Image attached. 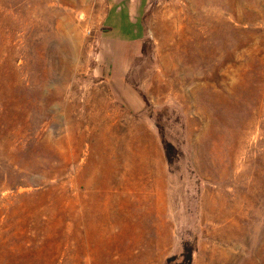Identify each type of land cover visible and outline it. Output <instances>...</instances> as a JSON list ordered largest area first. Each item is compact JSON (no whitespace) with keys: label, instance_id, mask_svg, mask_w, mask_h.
Instances as JSON below:
<instances>
[{"label":"rangeland","instance_id":"rangeland-1","mask_svg":"<svg viewBox=\"0 0 264 264\" xmlns=\"http://www.w3.org/2000/svg\"><path fill=\"white\" fill-rule=\"evenodd\" d=\"M106 4L0 0V264H264V0Z\"/></svg>","mask_w":264,"mask_h":264},{"label":"crops","instance_id":"crops-1","mask_svg":"<svg viewBox=\"0 0 264 264\" xmlns=\"http://www.w3.org/2000/svg\"><path fill=\"white\" fill-rule=\"evenodd\" d=\"M149 0H107L101 37L115 46L137 44L143 38L141 19ZM111 34L106 38L105 34Z\"/></svg>","mask_w":264,"mask_h":264},{"label":"trees","instance_id":"trees-1","mask_svg":"<svg viewBox=\"0 0 264 264\" xmlns=\"http://www.w3.org/2000/svg\"><path fill=\"white\" fill-rule=\"evenodd\" d=\"M180 257L182 264H190L191 255L188 253V251L184 250L183 254Z\"/></svg>","mask_w":264,"mask_h":264}]
</instances>
